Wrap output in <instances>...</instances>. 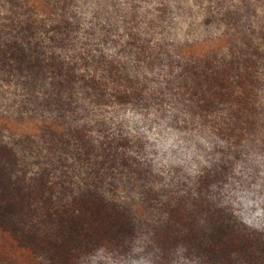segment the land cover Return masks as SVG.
I'll list each match as a JSON object with an SVG mask.
<instances>
[{
    "label": "rangeland",
    "instance_id": "obj_1",
    "mask_svg": "<svg viewBox=\"0 0 264 264\" xmlns=\"http://www.w3.org/2000/svg\"><path fill=\"white\" fill-rule=\"evenodd\" d=\"M62 17L69 28L57 24ZM158 17L163 23L149 22ZM72 24L80 26L71 30ZM171 57L198 68L200 60H210L214 72L222 69L221 59L233 61L232 84L219 78L218 89L238 101L246 95L238 82L249 80L250 106L256 96L262 104L261 116L255 109L246 112L252 121L242 141L246 161L236 163L237 177L223 199L232 220L152 221L148 227L135 222L141 220L136 216L131 229L106 231L115 237L110 241L93 238L73 194H89L95 178L104 186L106 170L97 160L74 155L83 138L99 137V146L110 137L121 141L119 150L147 158L155 166L149 175L155 188L167 187L170 166L183 175L197 174L222 159L212 150L215 140L192 120V89L169 88L170 73L181 71L169 63ZM132 74L148 78L143 89L132 84ZM32 77L38 82L34 90L27 86ZM136 88L140 91L130 96ZM122 89L125 97L119 95ZM29 91L47 103L27 104ZM151 91L160 97L151 98ZM237 101L229 103L230 112L225 102L219 104L218 114L233 116ZM0 145L5 153L0 172L23 198L32 191L46 195L22 199V209L0 224L12 235L1 239L6 244H0L5 251L0 264H264V0H0ZM132 174L138 175L136 169ZM116 186L109 195L125 199L121 184ZM8 192L13 199L20 195ZM47 198L60 203L46 205ZM167 230L174 231V239L154 234Z\"/></svg>",
    "mask_w": 264,
    "mask_h": 264
},
{
    "label": "trees",
    "instance_id": "obj_2",
    "mask_svg": "<svg viewBox=\"0 0 264 264\" xmlns=\"http://www.w3.org/2000/svg\"><path fill=\"white\" fill-rule=\"evenodd\" d=\"M62 7V11L65 12L67 7ZM144 11L148 12L149 10L145 9ZM230 12L231 8L230 10H227V14ZM141 13L142 11L136 12V14L139 15ZM66 18L67 17L60 18L61 20L58 21L57 24L62 21L64 27L69 28L71 23ZM142 18L147 20L143 16ZM149 22L163 23L160 17L153 18L152 20H149ZM33 24L34 22L32 21L27 23L25 26L26 29L28 28L27 30H31V25L33 26ZM79 26L80 24H72L71 30H75L76 27L79 28ZM35 27L37 26L35 25ZM192 57L195 58L193 54L190 58ZM196 58L198 57L196 56ZM57 59L60 61L58 56ZM221 61H224L223 63H220V65H222V69H218V71L215 70L214 72L210 60L206 62L200 60L201 68H198V63L195 64L193 61H191L192 64L188 62H180L178 58L171 57L169 63H174L176 67H181V71L171 72V78L167 80V83L170 84L168 85L170 89H173V86H176L178 89L180 86H183L185 92H189V90L192 89V95L196 100L195 104L189 105V113L192 116V120L196 121L198 119V123L203 127H198L202 134L208 133L211 139L215 140V145L212 150L215 151V154H220L221 156L219 157L222 158L217 162L215 161L213 166L208 165L201 167L202 170L197 172V174L186 173L184 175L181 173L180 167L177 169V166L174 165L173 169H171L170 166V177L164 181V184L168 183V185H166L167 187L161 186L155 188L153 181L151 180L152 176H149L152 173V169L154 170L155 166L151 167V163L149 164L148 160H146L147 158L141 159L137 153H133L132 155L126 150H119L121 141L111 140L110 137L109 139H106V142L100 141L99 146L97 145V139L99 137H89L88 140L83 138L81 147L78 148V151L74 155H77L80 159L82 158L84 162L89 160H97L106 170L104 186H102L103 180L101 184L100 181L95 178L88 185L89 194H82L80 190L75 191L73 194L77 211L80 213L79 215H81L80 220L89 221L91 223V227H93V238L101 240L106 239L110 241L111 238H115L111 237L114 234L113 230L121 233L120 231L123 232L124 230L131 229L132 221L133 219L137 218L136 216L141 218V220L139 222L138 220L135 222L143 223L144 226L148 227L152 221H165L172 224L174 222L183 224L184 222L189 221L198 222L199 220L212 222L222 220L223 222V216H227V219L232 220L230 206L229 204L223 202V199H227L228 188L233 185L232 181L237 177V175H235L236 163L243 161L244 166L246 161V144H242V141H244L246 137V127L248 128L249 122H252L250 121L251 119L247 120L248 118L246 116V112L248 113V111L251 109H255L256 114L261 116L262 104L256 96L253 101L254 106L253 104L250 106V89L247 85L249 80H246L247 83L238 82L240 84H244V87L246 88L245 98L244 96H241L239 97L238 101L236 100L235 96L233 98L230 93L227 94L218 89L221 84L220 79L225 81L227 80L230 82L229 84H232V80L229 78L230 71L232 73V68H236L233 61L228 63L225 58L221 59ZM128 65L131 66L132 64L129 63ZM185 72H187L189 76L191 74L193 83H190L191 78H189V76L188 79L190 84L187 82V76H185ZM244 74L246 76L245 72ZM249 74L252 75V72H249ZM38 75L39 74L37 72L36 77H38ZM129 76L130 75L127 76V79L130 81ZM131 77L132 84L135 85V87L140 86V89H143L145 84H147L144 83V80L145 82L148 80L146 76L144 77V80L139 79L138 75L135 74H132ZM60 82L61 81L58 83ZM36 83L38 82L32 77L28 80L27 86H31L30 89L34 90V84ZM226 87L228 86L226 85ZM140 89L136 88L133 95L131 94L130 96L137 94ZM232 90L233 89H231V91ZM257 90V93L261 92L259 86ZM29 92L32 95L29 97L27 104L34 101L37 106H41V103H44L45 99L39 100L40 98L35 95L36 93L32 91ZM148 94L153 99L160 97L157 95L155 96V91H151ZM247 94L248 105L250 107L247 106ZM119 95H121V97L126 96V94L123 92V89L119 92ZM232 101L238 102L237 105H235L233 116L226 115V111L224 114H218L219 111H221V105L224 102L226 105H228V112H230V110L233 111L229 104ZM178 102L179 100L177 99V103ZM135 103L139 104V100L136 98ZM29 105L31 108L34 107L32 103ZM176 117L177 114H173V118ZM184 122L188 121L184 119ZM190 123L196 125L194 122ZM258 123L261 125V122ZM196 132L198 131H195L193 134H191V136H195ZM141 143L142 142L139 144L141 145ZM102 144H106L104 145V149L101 147ZM142 148V146L139 147L140 151H144ZM2 149H4V146L0 145V156L5 155ZM212 156L214 158H218L214 155ZM133 169H136L138 175L135 176L132 174ZM94 170L95 172H99L98 169L96 170V168ZM154 175L159 178L162 176H160V173H154ZM172 175H175V177H171ZM44 180L45 179L41 174L35 182V184H37L36 186L42 188L44 185ZM118 183L121 184V188L124 193L122 197L125 199L116 197V195H109L113 194L111 192ZM9 189L13 193L19 192V188L14 186L13 182L7 178V175L0 172V224H5L6 219L10 214H17L19 210L22 209V207L19 206L22 203V199H26L28 196L31 199L36 196L40 198H45L46 196L45 193H42V191H40V193L32 191L30 195L26 194L24 195L25 198H23L22 193L19 192L20 195L18 198L13 199V197L9 195ZM134 194H138L137 201L133 199ZM33 200L35 201V199ZM48 202L55 207H57L60 203L58 199L55 200L53 198H47L46 205H48ZM71 206L74 208L73 204ZM64 212L65 209L63 210V214ZM87 213L89 217H87ZM60 217V220L63 221L62 223L67 222V219L64 220V215ZM117 226H119V229ZM106 231H111L113 234H106ZM4 233L6 232L3 231V228L0 225V244H6V241L1 240L3 237H5L4 239H11L10 237H12L11 234H9V237ZM154 234L161 238L162 236L167 237L168 235V238L165 239H174V231L167 230L166 235L162 234L160 231L154 232ZM2 253H5V251L1 245L0 255H2Z\"/></svg>",
    "mask_w": 264,
    "mask_h": 264
}]
</instances>
